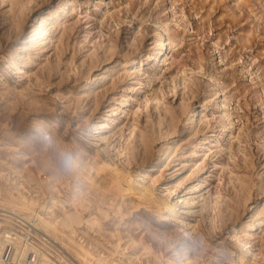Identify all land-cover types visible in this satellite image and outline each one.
<instances>
[{"label":"rangeland","instance_id":"rangeland-1","mask_svg":"<svg viewBox=\"0 0 264 264\" xmlns=\"http://www.w3.org/2000/svg\"><path fill=\"white\" fill-rule=\"evenodd\" d=\"M45 13L62 15L32 41ZM10 154L30 178L21 188L43 172L60 178L45 192L71 198L92 176L94 206L127 180L149 187L139 208L126 196V257L113 213L79 235L97 255L234 262L243 250L231 234L264 203V0H0V155ZM260 219L247 241L264 264ZM125 232L142 236L148 253L130 258L138 248Z\"/></svg>","mask_w":264,"mask_h":264},{"label":"bare ground","instance_id":"bare-ground-1","mask_svg":"<svg viewBox=\"0 0 264 264\" xmlns=\"http://www.w3.org/2000/svg\"><path fill=\"white\" fill-rule=\"evenodd\" d=\"M60 15L62 14L60 13L48 19L47 13H45L42 17L38 18V25L34 24L31 31L33 32L32 41H38V39L40 38L45 39L46 37H48L51 31L57 26ZM11 135H13L14 138L18 139H23L29 136L26 133L17 132H11ZM22 157L26 159L25 154ZM16 160L17 157L12 156L11 154L8 156L0 155V177L5 179V183H0V211L24 214L25 217H29L32 213L35 214V216H38L39 211L37 207H35L36 204L27 197V192L37 187L42 189L44 193L45 188L49 189V191L51 192L57 191L58 184L60 183V178H53L48 174L46 175V181L43 186L40 185V183H38L37 179L35 178V181H32V184L29 186V188H21L23 187V184L21 185V183H23L24 181L30 183V178L26 177L23 170L18 169L14 164H11L12 161V163L17 162ZM189 175L191 176L192 174H187L186 177L177 184V186L167 189L170 196H174L177 194V190L187 182V178L189 177ZM12 176L14 178L17 177L14 181L15 185L18 184L16 188H21L19 189L20 191L18 190L19 193L21 192L20 197L18 198L14 196V191L11 183ZM88 180H90V182L86 183L85 187L75 186V188L72 189L71 198L75 206L70 209V211L65 214H58L55 218L52 219H44L41 216L39 217L37 225L51 238V242L54 244V247L50 245L53 251H49L52 252V254L55 256V258H53L48 256L47 254H44V258L40 264H120L115 259H113V257L107 259L103 256L97 255L93 251L92 247L85 244V241L82 240V238L79 236L80 234L84 235L85 228H94L97 226L99 229H102L100 219L102 218V216L109 217L111 213L115 214L116 217L119 218L117 232L121 236L116 244L118 252H120L121 255L123 254L125 257L126 254L129 253V251H126V247H122L124 233L119 229L120 225H122L123 222L125 223L132 214L131 210L125 209V205L127 204L126 196L130 195L136 197L139 201H137V203H135V201L133 202L135 203L134 207L139 208L145 200L147 201L151 199L149 187L146 184L139 183L138 181L132 182V180H127L125 182V185H120L116 189L114 187V191L113 188L106 189V194H100L98 196V202L94 206V202L89 195V189L95 188V181L92 176H90ZM157 181L158 180L156 179L155 182ZM103 189L105 190V188ZM112 191L114 196L110 197L107 192ZM19 193H16V195H19ZM15 200L17 203L13 202ZM76 201L80 202V204L82 203V208H80L79 211L77 210ZM179 203H184V199L180 197L177 204ZM154 204L160 210L161 208L167 207L169 210H172V212L177 207V205L173 206L172 204L166 202L160 203L155 201ZM263 214L264 203L248 222L243 223L239 228H237L234 233L231 234V242L236 248L243 250V254L240 255L237 260L230 264H258V262L254 260L253 253L250 251L251 241H247V236L248 230L251 227H256L254 220L258 217H261ZM260 221L262 222L264 221V219H260ZM181 222L184 223L186 227L189 226V224L183 221ZM127 225L128 227H130L129 223H127ZM125 233L128 237L127 244L138 248V252L135 255H131L130 258H139L140 254L148 253L149 247L144 242L142 236L139 238H134L130 234L131 232ZM56 243H59V248L55 247ZM66 249L68 251L72 250L77 258L75 256L69 257L70 255H67L68 253L66 252ZM249 255L251 256L249 257ZM18 264H21V262Z\"/></svg>","mask_w":264,"mask_h":264},{"label":"built area","instance_id":"built-area-1","mask_svg":"<svg viewBox=\"0 0 264 264\" xmlns=\"http://www.w3.org/2000/svg\"><path fill=\"white\" fill-rule=\"evenodd\" d=\"M36 179L43 186L46 173L38 172ZM27 197L36 204L35 207L39 211L38 216L32 213L29 217H25L24 214L0 211V264L20 262L21 264H40L44 254L55 258L49 251H53L51 246L54 247V244L51 238L39 228L37 222L40 216L44 219H52L58 214L67 213L75 206L69 196L51 194L48 191L44 193L39 187L28 191ZM189 260L192 264L196 262L193 257L187 256L183 258L182 264H187ZM161 264L175 263L165 261ZM205 264L213 263L206 262Z\"/></svg>","mask_w":264,"mask_h":264},{"label":"clouds","instance_id":"clouds-1","mask_svg":"<svg viewBox=\"0 0 264 264\" xmlns=\"http://www.w3.org/2000/svg\"><path fill=\"white\" fill-rule=\"evenodd\" d=\"M187 264H192L191 260L187 261Z\"/></svg>","mask_w":264,"mask_h":264}]
</instances>
